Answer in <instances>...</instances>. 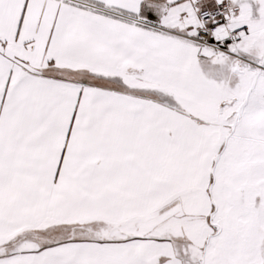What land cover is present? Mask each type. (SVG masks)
<instances>
[{
  "label": "snow or ice",
  "instance_id": "obj_1",
  "mask_svg": "<svg viewBox=\"0 0 264 264\" xmlns=\"http://www.w3.org/2000/svg\"><path fill=\"white\" fill-rule=\"evenodd\" d=\"M0 264H264V0H0Z\"/></svg>",
  "mask_w": 264,
  "mask_h": 264
}]
</instances>
